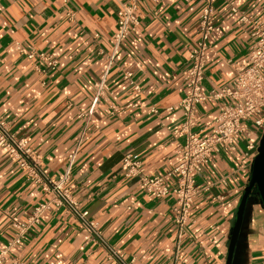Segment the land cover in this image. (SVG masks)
Returning a JSON list of instances; mask_svg holds the SVG:
<instances>
[{"label":"crops","instance_id":"obj_1","mask_svg":"<svg viewBox=\"0 0 264 264\" xmlns=\"http://www.w3.org/2000/svg\"><path fill=\"white\" fill-rule=\"evenodd\" d=\"M127 1L0 0V116L30 139L50 177L61 178L76 151L69 180L74 197L99 222L107 245L134 259L133 264H226L236 210L252 173L243 138L235 151L215 153L198 176L194 225L178 259L174 180L169 193L157 198L122 172L127 152L139 154L152 175L168 173L181 160L185 136L177 132L184 121L180 101L205 0H140L141 23L123 41L108 72L109 99L100 101L84 129L81 109L92 107L95 82L113 52L117 12ZM230 2L264 20V0H214L220 30L212 34L207 53L205 93L233 86L249 62L251 25L240 21ZM17 42L26 51L54 56L58 67L38 71L37 62L17 50ZM127 71L140 92L125 78ZM154 105L156 113L150 111ZM218 114V101L201 103L197 130L210 133ZM47 198L0 149V247L16 234L12 218L27 222ZM263 255L264 206L254 192L232 264H263ZM9 258L23 264H113L106 246L60 207L46 211ZM9 258L4 264H14Z\"/></svg>","mask_w":264,"mask_h":264},{"label":"built area","instance_id":"obj_2","mask_svg":"<svg viewBox=\"0 0 264 264\" xmlns=\"http://www.w3.org/2000/svg\"><path fill=\"white\" fill-rule=\"evenodd\" d=\"M139 5L140 0H129L120 5L117 12V27L113 34V52L109 56L107 70L95 82V96L91 109L89 111L81 109L80 112L85 119L84 129L88 127L92 113L100 101L109 99L111 90L108 84V72L123 41L135 32L141 23ZM229 6L233 12L240 13L242 23L251 25L254 43L250 49L248 65L239 72L233 86L217 87L209 93L203 91L207 53L212 49V34L220 30L214 19V0H205L198 21L200 36L188 55L190 67L184 76L186 93L180 101L184 121L177 132L182 133L185 139L180 144L179 164L164 175H152L146 171L139 154L127 152L122 160L123 175L136 179L139 185L157 198H164L169 193V182L174 180L172 191L176 195L175 259H178L182 242L194 225L191 209L199 193L197 178L201 175L203 167L221 149L235 151L241 138L245 141V156L252 166L264 134V20L240 11L234 2H230ZM16 48L30 61H36L35 68L40 72L55 70L58 67V60L44 51H26L20 42L16 43ZM132 76V72H125V78L133 85V89L140 92L141 87L132 80ZM207 99L218 101L219 114L211 132L205 134L204 129L197 130V107ZM117 109L113 106V110ZM150 111L156 113L158 107L154 105ZM255 135L258 137L256 140L253 139ZM0 149L8 154L29 180L39 184L48 194L45 201L34 207L27 222H20L17 217L12 218L16 234L8 243L0 247V264L5 263L10 251L21 243L29 229L40 224L44 213L54 207H60L65 213L78 218L94 241L106 246L108 259L113 264H133L134 259H126L123 253L107 245L101 235L99 222L91 219L90 211L82 208L74 197L73 186L69 184V180L76 151L69 156V164L64 175L61 178L50 177L43 170L42 156L30 145V139L17 134L10 122L1 116ZM9 260L14 264H23L14 258Z\"/></svg>","mask_w":264,"mask_h":264},{"label":"water","instance_id":"obj_3","mask_svg":"<svg viewBox=\"0 0 264 264\" xmlns=\"http://www.w3.org/2000/svg\"><path fill=\"white\" fill-rule=\"evenodd\" d=\"M254 192H256L260 197V200L264 206V134L260 140L258 154L256 155L252 165L250 180L244 188L243 194L236 210L235 219L229 239L226 264L233 263V258L242 229L247 206L252 199V195Z\"/></svg>","mask_w":264,"mask_h":264}]
</instances>
